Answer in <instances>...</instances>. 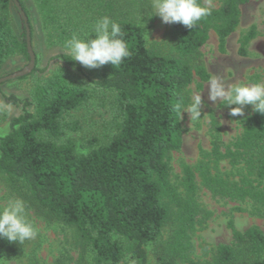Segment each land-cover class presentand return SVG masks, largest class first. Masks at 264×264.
Here are the masks:
<instances>
[{
	"label": "trees",
	"instance_id": "1",
	"mask_svg": "<svg viewBox=\"0 0 264 264\" xmlns=\"http://www.w3.org/2000/svg\"><path fill=\"white\" fill-rule=\"evenodd\" d=\"M19 1L32 32L28 8ZM34 1L51 47L63 49L74 33L92 35L95 21L108 16L120 23L130 51L117 68L100 67L92 87L67 69L79 68L68 55L60 56L67 67L39 77L44 70L37 55L35 70L23 77L37 78L31 97H5L22 114L0 136V179L38 218L72 229L78 257L54 264H149L152 246L156 264H197L190 258L192 236L211 217L199 203L200 188L213 198L251 202L253 214L264 217V115L245 117L242 134L229 144L219 140L220 126L212 118V149L196 165L183 166L180 185L172 182L169 164L184 135L173 108L197 79L198 90L204 89L210 73L202 48L214 32L219 50L226 51L248 0H221L196 28L170 24L153 49L146 38L157 20L148 17L154 14L151 0H67V8L65 0ZM13 8L18 11L13 0H0V77L11 61L30 60L24 22L17 25ZM257 34L252 28L241 38L240 55ZM107 95L110 120L100 135L83 139L87 151L79 152L72 135L83 130V122L74 113ZM223 163L238 173L223 174ZM229 227L232 242L218 246L211 262L198 264H264V232L256 226L240 232L232 222ZM36 249L35 240L22 246L0 238V258L17 264H42Z\"/></svg>",
	"mask_w": 264,
	"mask_h": 264
},
{
	"label": "rangeland",
	"instance_id": "2",
	"mask_svg": "<svg viewBox=\"0 0 264 264\" xmlns=\"http://www.w3.org/2000/svg\"><path fill=\"white\" fill-rule=\"evenodd\" d=\"M24 2L31 17L34 51L36 56L38 55L40 58L38 67L44 70V73H40L39 77L46 78L58 68L67 67L64 60L60 58L61 55H65L64 50L60 47L55 48L50 46L49 33L43 27L35 1L24 0ZM220 2L221 0H213L214 8H218ZM67 3V0L63 3V6L66 8ZM13 14L17 25L21 26V16L14 8ZM242 14L241 24L236 32L228 38L225 52L219 50L218 36L214 32L210 33L208 43L202 48L203 61L210 74L213 73L229 77L231 82L245 80L247 74V82L255 83L264 79V0H248L242 6ZM169 27L170 24L163 23L162 19L157 16L154 27L149 29L146 34L150 49L155 48L157 43L165 39ZM252 28H255L257 31V37L249 44L247 54L242 56L239 54L240 40ZM28 63L23 59L11 61L2 77L22 70ZM77 64L79 68L68 66L67 69L79 81L91 84L92 87L93 82L100 79V69H90L82 66L79 62ZM36 80V77H29L0 84V102L7 103L5 97L10 95H14L21 100L30 98ZM198 84L199 80L197 79L191 86V89L202 93V99L204 101L202 118L206 115L209 116L202 121H190L189 114L184 113L182 119L184 127L183 146L179 151L171 153L169 161L171 179L175 185H180L184 165H196L203 155L211 151L214 140L213 135L215 134L212 129V118L220 126L219 140L224 144H229L242 134V120L253 112L252 106L249 105L244 109V116H230V108L227 106L217 108L208 99V86L205 84L204 89L199 91ZM110 100L108 95L105 98H97L93 100L89 107L74 113V116L83 122V130L80 133L72 135V138L77 141L79 152L87 151L84 149L83 139L100 135L104 123L110 120ZM232 107L236 106L233 105ZM20 114H22V107L14 106V113L10 118L0 116V120L2 117L6 118L5 122L0 123V136L10 132L11 119L18 117ZM221 172L223 174L238 173L228 163L222 164ZM12 198H17V196L0 179V208L6 206L7 201ZM198 200L202 208L211 213V217L192 236L193 251L190 258L193 263L211 262L216 255L218 246L227 245L232 242L233 234L232 229L229 227L231 222L240 232H246L254 226L264 232V217L253 214L255 208L251 202H229L223 199L213 198L204 188L199 189ZM238 209H243L244 211H239ZM27 211L29 218L39 229V235L35 239L37 246L36 253L42 264H54L59 258L68 255L74 259L78 257V252L71 247L73 233L71 228L62 224H48L38 218L33 211L28 209ZM168 234L169 230L166 229L161 242L166 241ZM153 250L154 246L149 248V264H156L152 254ZM10 262L11 264H17L14 261ZM69 264L74 263L69 261Z\"/></svg>",
	"mask_w": 264,
	"mask_h": 264
},
{
	"label": "clouds",
	"instance_id": "3",
	"mask_svg": "<svg viewBox=\"0 0 264 264\" xmlns=\"http://www.w3.org/2000/svg\"><path fill=\"white\" fill-rule=\"evenodd\" d=\"M151 9L154 14L151 16L147 14L149 18L159 16L165 24L179 23L192 29L212 15L214 5L213 0H151ZM142 23L145 24L144 18ZM123 37L120 23L103 16L95 21L92 35L81 38L74 33L65 41L64 54L71 56L72 61H77L90 69L100 68L109 63L117 68L130 56ZM206 86L208 99L217 108L229 107L230 116H244V109L249 105L255 113L264 115V79L249 83L246 74L245 80L231 82L229 77L212 73L208 76ZM203 104L202 93L189 87L173 111L181 119L184 113H188L190 121H202L209 116L202 118ZM233 105L236 107H232ZM13 113L14 106L11 103L0 102V116L10 118ZM38 235L39 229L29 218L24 200L12 198L7 201L6 206L0 208V238L23 246L26 242L35 240ZM5 261L11 264L6 258H0V264H5Z\"/></svg>",
	"mask_w": 264,
	"mask_h": 264
},
{
	"label": "water",
	"instance_id": "4",
	"mask_svg": "<svg viewBox=\"0 0 264 264\" xmlns=\"http://www.w3.org/2000/svg\"><path fill=\"white\" fill-rule=\"evenodd\" d=\"M13 2L17 10L19 11V14L24 22V26L26 29L27 48H28L30 60H29V63L22 70L0 78V84H3L7 81L21 79L23 77H26L30 75L37 66V56L34 51V47L32 43V32H31V26L29 23V17L27 16L19 0H13Z\"/></svg>",
	"mask_w": 264,
	"mask_h": 264
}]
</instances>
